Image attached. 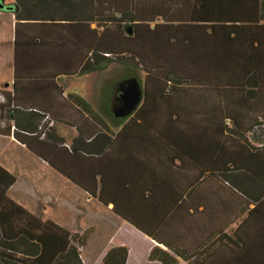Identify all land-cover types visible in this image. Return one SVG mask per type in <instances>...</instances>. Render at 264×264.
Returning a JSON list of instances; mask_svg holds the SVG:
<instances>
[{
    "label": "trees",
    "instance_id": "16d2710c",
    "mask_svg": "<svg viewBox=\"0 0 264 264\" xmlns=\"http://www.w3.org/2000/svg\"><path fill=\"white\" fill-rule=\"evenodd\" d=\"M86 2L106 30L128 35L115 44L106 37V54L92 53L80 72L101 71L111 62L142 72L139 105L115 134L88 101L70 95L104 129L90 140L78 134L70 145L73 154L87 156L83 172L100 176L98 190L90 177L89 193L101 203L111 202L117 215L148 235L145 223L165 221L176 210L178 192L193 189L200 177L219 176L255 202L264 193V144L254 143L264 141L247 134L264 127V116L244 118L243 110L256 109L264 96V0ZM19 8L31 11L32 0L4 6L16 14ZM29 114L37 123L28 131L35 132L44 114ZM45 137H51L49 131ZM112 150L116 155L109 160ZM73 158V176H80V160ZM147 206L153 213L145 222ZM61 232L51 237L48 229L40 237L0 234V264H83V236ZM165 245L185 260L194 255ZM127 257L125 245L114 246L99 264H125ZM148 259L177 263L159 245Z\"/></svg>",
    "mask_w": 264,
    "mask_h": 264
},
{
    "label": "crops",
    "instance_id": "0c3cea01",
    "mask_svg": "<svg viewBox=\"0 0 264 264\" xmlns=\"http://www.w3.org/2000/svg\"><path fill=\"white\" fill-rule=\"evenodd\" d=\"M2 1L8 5L17 0ZM86 1L32 0L31 11L19 8L17 14L0 9V234L40 237L48 229L51 237L62 235L64 229L82 235L86 247L101 246L92 263L85 253L84 258L81 255L83 264H99L109 248L120 245L128 248L125 264H129L131 249L116 238L121 229L147 242L143 264L148 263L155 245L173 254L176 264H264V193L253 202L246 192L232 188L219 176L200 177L193 189L178 192L176 210L171 209L165 221L145 223L152 235L117 215L111 202L101 203L97 194L89 193L88 188L94 187L90 177L95 178L98 190L100 176L83 172L87 156L73 154L70 145L78 134L90 140L104 129L71 97L88 101L115 134L132 111L117 115L121 94L113 89L104 96L101 81L111 67H134L111 62L101 71L80 72L92 53L96 57L106 54V37L114 43L128 35L106 30L103 22L99 24L89 14ZM87 76L92 81L87 93L70 87ZM141 84L142 78L139 89ZM263 102L264 96L256 109L243 110L244 118L264 116ZM30 112L44 114L35 132L28 131L37 123ZM105 117L121 118L113 126ZM115 155L112 150L107 157L112 160ZM73 157L80 160V176H73ZM109 179L112 182L113 176ZM152 213L147 206L145 222ZM167 243L187 256L194 255L185 260L170 251Z\"/></svg>",
    "mask_w": 264,
    "mask_h": 264
},
{
    "label": "rangeland",
    "instance_id": "374dc122",
    "mask_svg": "<svg viewBox=\"0 0 264 264\" xmlns=\"http://www.w3.org/2000/svg\"><path fill=\"white\" fill-rule=\"evenodd\" d=\"M14 0H4L5 3H11ZM132 75V76H131ZM90 77V76H89ZM89 77H82L73 82V84L70 85L71 88L78 87L81 91H85L86 93L90 91L89 89L92 88V81L89 79ZM131 77V78H130ZM142 78V72L141 70L136 68H119L116 69L114 67L109 68L104 73V78L101 81V84L103 85L101 87V90L103 92V95L105 96V93L108 92L111 93L114 89V92L117 94L119 92L121 94V99H119L121 103V111L115 112L121 117L127 115L132 111L136 105L137 100V94H138V85L141 82ZM120 79V83H119ZM125 79L127 81H125ZM118 83V84H117ZM129 83V84H126ZM115 86V88H114ZM121 117L116 118H109L105 117V119L110 121V124L114 126L117 125L118 121H120ZM124 119V118H123ZM122 120V119H121ZM120 123V122H119ZM251 138H257L259 141H264V127L257 126V128L252 130V133L247 134ZM97 232V231H96ZM117 240L123 239L124 242L130 247L131 249V257H130V263L129 264H143L144 258H145V252L147 249V242L139 235H134L133 233L124 232V229H121L119 232V235L116 237ZM100 240V239H99ZM101 246L96 244H91L89 246H81V255L84 258V253L86 259L90 261H93L98 253ZM87 248V249H86ZM153 263V262H152ZM151 261L148 259V263L146 264H152Z\"/></svg>",
    "mask_w": 264,
    "mask_h": 264
},
{
    "label": "water",
    "instance_id": "95a60500",
    "mask_svg": "<svg viewBox=\"0 0 264 264\" xmlns=\"http://www.w3.org/2000/svg\"><path fill=\"white\" fill-rule=\"evenodd\" d=\"M4 3H3V1L2 0H0V9H2V8H4Z\"/></svg>",
    "mask_w": 264,
    "mask_h": 264
}]
</instances>
